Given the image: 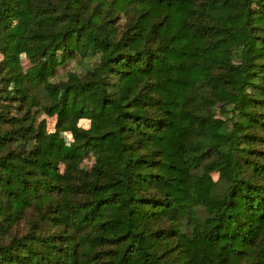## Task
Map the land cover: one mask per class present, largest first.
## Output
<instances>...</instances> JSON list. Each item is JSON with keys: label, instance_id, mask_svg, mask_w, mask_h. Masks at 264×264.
I'll list each match as a JSON object with an SVG mask.
<instances>
[{"label": "trees", "instance_id": "trees-1", "mask_svg": "<svg viewBox=\"0 0 264 264\" xmlns=\"http://www.w3.org/2000/svg\"><path fill=\"white\" fill-rule=\"evenodd\" d=\"M0 264H264V0H0Z\"/></svg>", "mask_w": 264, "mask_h": 264}, {"label": "rangeland", "instance_id": "rangeland-1", "mask_svg": "<svg viewBox=\"0 0 264 264\" xmlns=\"http://www.w3.org/2000/svg\"><path fill=\"white\" fill-rule=\"evenodd\" d=\"M23 63H24V66L25 67H29L31 66L32 64H34V61L32 59H30L29 57H27L26 55H23ZM74 62H70L71 66ZM69 64H61L59 67H58V72L62 73L64 70H66L68 68ZM55 118L54 117H51V118H48V122H49V128L50 130H53L54 127H55ZM62 138L64 141H67V139L65 137H63L62 135ZM217 177V176H215Z\"/></svg>", "mask_w": 264, "mask_h": 264}]
</instances>
